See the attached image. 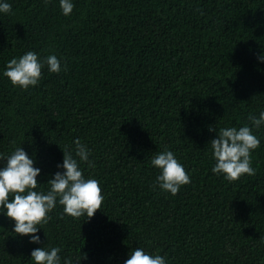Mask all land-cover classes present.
<instances>
[{"label":"trees","instance_id":"trees-1","mask_svg":"<svg viewBox=\"0 0 264 264\" xmlns=\"http://www.w3.org/2000/svg\"><path fill=\"white\" fill-rule=\"evenodd\" d=\"M0 14V154L21 146L41 169L38 187L80 141L104 199L91 218L57 204L40 244L0 214V264H34L37 247L62 261L124 264L142 247L168 264H264V126L253 129L255 175L229 182L215 163L209 127L239 128L264 110V0H8ZM55 54L67 71L42 70L22 90L3 76L27 51ZM168 148L190 183L176 195L153 187L150 160ZM6 162L0 159V166Z\"/></svg>","mask_w":264,"mask_h":264},{"label":"clouds","instance_id":"clouds-1","mask_svg":"<svg viewBox=\"0 0 264 264\" xmlns=\"http://www.w3.org/2000/svg\"><path fill=\"white\" fill-rule=\"evenodd\" d=\"M47 2V0H46ZM59 7L63 15L72 13L74 0H59ZM12 5L8 0H0V14H10ZM258 59L264 62V55ZM47 66L50 73L67 71V65L61 63V58L55 54L40 57L35 51H27L19 57H13L5 64L2 75L11 84L22 90L38 86L42 77V70ZM250 124L239 128L209 127L216 136L210 140L211 155L215 161L211 171L229 182L239 179L243 175H255L252 167V153L260 146V138L253 129L259 130L264 126V110L258 114H249ZM73 146L63 150L62 163L56 165V171L47 181V190L38 187L37 177L41 173L39 167L34 166V159L25 149L17 146L10 154H0V159L6 162L0 166V214L13 221L12 232L27 236L30 243L40 244L38 232L47 223L49 213L57 204L63 206V214L79 218L86 215L91 218L97 209H102L104 199L101 194L100 182L95 178H86L80 164L87 163L93 167L89 159L91 149L79 138L73 141ZM151 165L158 169L153 187L162 192L176 195L181 186L190 183V176L185 166L178 160L174 152L168 148L156 153L150 160ZM61 248L37 247L30 253L34 264H78L70 257L60 255ZM124 264H168L164 255L153 254L142 247L132 248L127 253Z\"/></svg>","mask_w":264,"mask_h":264}]
</instances>
